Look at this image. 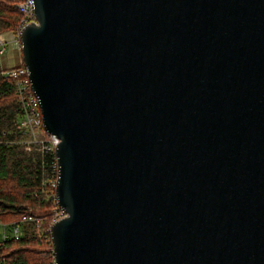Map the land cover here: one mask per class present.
Returning a JSON list of instances; mask_svg holds the SVG:
<instances>
[{"label": "water", "instance_id": "obj_1", "mask_svg": "<svg viewBox=\"0 0 264 264\" xmlns=\"http://www.w3.org/2000/svg\"><path fill=\"white\" fill-rule=\"evenodd\" d=\"M21 59L58 138L54 264H264V0H33Z\"/></svg>", "mask_w": 264, "mask_h": 264}, {"label": "trees", "instance_id": "obj_2", "mask_svg": "<svg viewBox=\"0 0 264 264\" xmlns=\"http://www.w3.org/2000/svg\"><path fill=\"white\" fill-rule=\"evenodd\" d=\"M21 12L14 0H0V34L15 30ZM5 40V39H4ZM3 54L8 41L4 42ZM11 44V43H10ZM21 58V54H20ZM0 68V221H15L18 238L0 239V264H51L53 261L49 225L61 214L54 198V154L27 143L15 129L20 106L14 80ZM31 217L23 219L22 217Z\"/></svg>", "mask_w": 264, "mask_h": 264}, {"label": "built area", "instance_id": "obj_3", "mask_svg": "<svg viewBox=\"0 0 264 264\" xmlns=\"http://www.w3.org/2000/svg\"><path fill=\"white\" fill-rule=\"evenodd\" d=\"M14 3L21 12V20L15 30L16 34L14 36V39L10 43L12 46H16L17 49L20 50V40L18 35L19 30L24 24L34 20L33 0H14ZM4 42V37L0 34V53H2L4 49ZM6 75H8L14 80L15 91L20 106V116L15 123V129L17 133H19L20 137L24 139L27 143L38 145L40 151L46 153L52 152L54 154L58 138L55 135L48 133L43 128L39 100L30 88L28 70L26 66L21 65L10 68L6 72ZM54 159L55 160L52 164V169L55 170V177L53 180L51 179L50 181L51 186H55V180L57 175L55 155ZM58 208L61 210V214H55V217L53 218L52 222L63 215L62 209L59 206ZM22 218L25 219L26 217L23 216ZM30 218L31 217H27L26 219ZM19 236L20 227L15 221H12L10 223L0 221V239L3 240L8 237L18 238ZM51 264H54V259Z\"/></svg>", "mask_w": 264, "mask_h": 264}, {"label": "rangeland", "instance_id": "obj_4", "mask_svg": "<svg viewBox=\"0 0 264 264\" xmlns=\"http://www.w3.org/2000/svg\"><path fill=\"white\" fill-rule=\"evenodd\" d=\"M5 35H9V33H5ZM20 59V50L15 49L10 43H8L4 53L0 54V68L5 69L16 65Z\"/></svg>", "mask_w": 264, "mask_h": 264}, {"label": "crops", "instance_id": "obj_5", "mask_svg": "<svg viewBox=\"0 0 264 264\" xmlns=\"http://www.w3.org/2000/svg\"><path fill=\"white\" fill-rule=\"evenodd\" d=\"M5 33L7 34V33H9V35H5ZM2 36L4 37V39L6 40V41H8L9 43L14 39V34L11 32V31H7V32H4L3 34H2ZM15 49H17V47L16 46H13ZM21 61V60H20ZM20 61L18 62V63H20ZM17 63V64H18ZM8 228V227H7Z\"/></svg>", "mask_w": 264, "mask_h": 264}]
</instances>
